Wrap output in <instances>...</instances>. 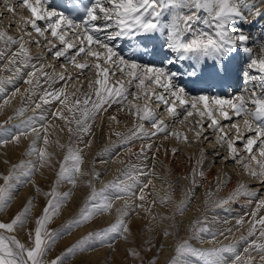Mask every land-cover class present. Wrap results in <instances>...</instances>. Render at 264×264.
<instances>
[{
	"label": "snow or ice",
	"instance_id": "6c2138e0",
	"mask_svg": "<svg viewBox=\"0 0 264 264\" xmlns=\"http://www.w3.org/2000/svg\"><path fill=\"white\" fill-rule=\"evenodd\" d=\"M47 3L48 0H18L19 6L27 9L31 14L30 19L22 16L21 20L26 25H30L42 37L45 36L46 31H50L51 36L57 38L64 45L62 49L53 53L56 58L65 56L66 52L74 47L72 43L65 39L66 31H61L62 26L65 29H79L76 33V38L79 40L80 47L71 56L70 62L75 68L82 71L94 67L98 70L97 76L104 77V79L95 81L99 88L95 89L97 100L92 102L91 107H88V98L83 101L85 107L81 111L82 118L76 120L78 131L88 133L90 129L88 121L95 119V116L103 108V104L110 97H124V93L127 91L123 83L109 86L107 78L109 75H115V73H109V70L103 68L99 62L90 65L87 60L88 57H93L97 61L103 58L104 64L111 61L116 65L120 69L121 74L129 78L128 83H134L135 87L141 90L146 101L147 99H155L158 104L163 105L164 111L173 117L180 116L177 111L178 108L183 109L184 115L181 123L188 121V118L193 115L201 118L207 117L210 121L208 127L215 126L218 132L221 133V135L217 136V142L221 143V146L226 147L234 159H237L238 153L235 145L240 142L248 155L249 161L257 163L259 172L251 169L249 163H243L242 166L254 178L264 177V160H257V156L253 154L254 147L258 146L259 156L264 158V55L258 57L254 54L253 48L249 46L251 37L245 33L243 28V25L252 23L249 16L255 19L264 16V12L250 5L249 0H93L90 5L79 8V11L84 12L85 16L83 21L77 24L63 13L50 10L47 7ZM5 5L8 12L14 13V7L9 5L7 0H5ZM201 12L206 13L203 18L200 15ZM246 13L248 14L246 15ZM166 14L170 17L167 21L164 19ZM39 21L45 22L43 29L39 26ZM97 21H103V27L98 26ZM200 25L203 26L201 27ZM108 29L115 30L107 32L105 37L99 35V33ZM25 34L30 35V33ZM157 36L163 38L160 48L164 54V60L160 66L126 59L115 51L111 45V42L117 38L143 37L150 40ZM5 37L8 42L19 43L20 53L24 57H28V50L22 42L23 37H21L20 41H17L12 36H6L4 31H0V40L5 39ZM36 43L39 45V41H36ZM93 45L98 46V49L102 51L94 50ZM52 47L55 48L56 46L53 45ZM261 52L264 53V44H261ZM81 55L85 58L83 63H79L76 60ZM237 55L247 56L246 67L249 72L246 74L245 83L258 79L261 82L259 95L255 89L250 90L247 96L243 94L229 97L210 96L208 94L193 95L184 83L178 79L183 75L189 81H201L207 71L205 65L210 62V78L221 82L227 81L233 70L232 61ZM178 61L191 62L189 70L181 72L177 69L172 71L171 67L164 66H175ZM252 72L256 73V75H251ZM64 78L63 75L60 76V79ZM146 81L148 82L147 88L144 87ZM152 85L162 89V92L156 93L152 89ZM89 87H92L91 83ZM102 92L105 94L103 97ZM62 93L63 89L56 93L54 98L59 99ZM47 102L45 101V103ZM60 102L64 103V101ZM76 103L79 104L80 101ZM36 107H40V105L37 104ZM132 107L136 109L133 115H136L140 120H147L151 123L155 129V132L151 133V135L167 130V125L155 115L147 106V103H145L143 108L138 105H133ZM69 110L71 111V109ZM23 112L24 109H20L18 115H23ZM58 115H60L61 119H65L62 114ZM217 116L225 120L231 119L232 116L242 119L244 131L242 132L238 123H232L230 127L235 129V137L230 138L224 133L219 120L216 118ZM111 119L115 120V117ZM28 124V127L16 133L0 131V146L8 143L19 144L21 136H27L29 132L36 133L37 139H42L44 145L47 146L49 143L47 134L41 137L40 132L30 126V121ZM197 126L200 131H196L195 136L199 138L204 125L197 122ZM2 129L3 125H0V130ZM68 130L70 133L72 132L71 128ZM245 133H249V135H245ZM115 135L121 137L122 144H128L135 138L147 137L149 133L143 131V124H138L130 130V135L127 137H123L121 133H115ZM171 135L179 136L178 133H171ZM184 140L185 142L187 141L186 136H184ZM59 146L64 147L63 145ZM30 147L31 152L28 154L36 155L37 160L29 162L28 171H23L25 164L21 162L19 165H11L6 175L0 173V180L3 181L0 184V212L11 203L12 192L16 185L22 186L24 183H32L38 193L41 191L39 186L35 185L32 176L40 167L51 166V154L46 151V148H37L35 141ZM85 147H90V142ZM148 147L151 148V145H148ZM175 151L176 149H173V152ZM82 152L83 149L78 147L76 149L68 148L67 154L63 161L60 162L57 182L67 181L75 187L77 176L93 175L97 179L99 178L98 173L89 174L82 171ZM242 160L243 158L240 157L237 162ZM5 163H8V161H5ZM18 170L21 171V175L27 177L26 180L21 181L20 176L16 175ZM201 175H203L202 172ZM128 179L132 180L133 183L109 184L99 191L89 181L87 186L92 191L87 198V202L80 209L78 215L66 223L63 230L59 232L49 231L47 225L59 214L60 209L70 199L71 193L64 192L58 196L54 185L50 192L45 193L50 198L41 215L35 219V228L28 233L31 246L21 243L14 235H0V264H66L67 258L77 252L82 253L94 250L93 246L96 244L103 246L107 241L115 237L127 239L126 234L130 232L127 217L131 214L127 209L131 205L125 203L123 208L115 209L116 218L106 228L100 231L88 232L55 259L45 260L52 245L64 234L71 233L74 228L91 222L97 215H110L113 211L114 200L123 199L124 196H134L140 201H144L143 188L147 187V184L142 185L141 194L136 196L133 191L136 184L135 177L129 174ZM150 183L151 181L149 180L148 184ZM111 187L116 189V195L113 197L105 194L108 188ZM241 188H243V185H241ZM160 202L166 203L167 200L161 199ZM223 203H227V201ZM31 205L32 200L29 199L23 209L10 222L0 221V232L14 233L18 228H24L31 214ZM139 207H143V205L141 204ZM186 207L187 205L184 208H180L179 211L183 213ZM237 223L241 224L243 221L238 220ZM258 223L264 225V218H261ZM202 231L207 230L202 229ZM164 234L170 235L167 231ZM251 234L250 232L249 235ZM261 236H264V231L261 232ZM108 246L111 247L110 244ZM186 247V243L182 244L177 248V251L179 252ZM260 247L264 250V245ZM234 251L233 246H227L221 249L209 250L208 255H221ZM129 254L138 256V253L131 249ZM234 259L239 260V256H235ZM261 259L264 260V256H261ZM152 264H155L154 260ZM212 264H228V260L225 257L222 260L212 262Z\"/></svg>",
	"mask_w": 264,
	"mask_h": 264
},
{
	"label": "bare ground",
	"instance_id": "6f19581e",
	"mask_svg": "<svg viewBox=\"0 0 264 264\" xmlns=\"http://www.w3.org/2000/svg\"><path fill=\"white\" fill-rule=\"evenodd\" d=\"M7 3L9 5H12L13 7L21 8L18 4V0H7ZM249 3L250 5H253L256 9L260 10L261 12H264V0H249ZM0 4H1L0 18H1L2 13L5 12L8 14L4 19L0 20V31H4L6 33V36H12L17 41H20L21 37H23L22 35L20 37H18L17 35L19 26H22L25 30L28 29L27 31H29L28 33H30V35H27V36L34 35L33 37H31L32 39L27 37V40H26L27 43L24 42L25 37H23V40H22L25 48L28 50V57H24L23 54L20 53L19 43L14 44V43L8 42L6 37L5 39L0 40V122L1 120L4 121V119L7 118L9 114L11 115L15 114L16 116H21V115H18V113L20 109H24L23 116L18 117V118H23L24 116H26L25 118L28 119L26 121H35L34 122L35 124L33 123V125L35 126L33 127L36 128L40 132V136L43 137L45 134H47V138L49 141L48 145L51 147H56L57 146L56 140L61 139L60 135L63 137H67V139L69 140H71L74 136H77L78 130H74L75 129L74 127L76 126L78 128L76 124V120L82 118L81 111L85 107L83 105V101L85 100V98H88L89 99L88 107H91L92 102L97 100V97L95 95V89L99 88V85H95V81L97 79H104V77L103 76L98 77L96 74L98 70L95 69L94 67H90L89 69L82 71L80 69L75 68L73 64L70 62L71 56L74 55L77 46L80 45V44H76V42H79L77 38H74V39L72 38V35H74L75 32L77 33L79 29H73V28L65 29L62 26L61 31L62 32L66 31V35L67 34L69 35V37H66L65 35V39L69 43H72L74 47L72 49H69L68 52H66L65 56L56 58L53 55V53L56 50L62 49L64 45H62L57 38L52 37L50 34V31H46L45 36L43 37L38 35L30 27V25H26L24 21L21 20L22 14L20 12L17 13V17H18L17 21H14V19H12L10 15L13 13H10L7 11L5 0H0ZM47 7L48 8L50 7V0H48ZM25 10L26 11H24L25 12L24 14L27 13L26 14L27 16L25 15L23 17L30 19L31 14L27 11V9ZM14 12H15V8H14ZM247 14L248 13H246V15ZM200 15L203 18L206 15V13L201 12ZM84 16L85 14L79 16L78 18H76L75 22L77 24L81 23L84 19ZM249 19L252 20V23L243 25V28H244L245 33L249 34L251 37L249 41V46L253 48L254 54L259 57L260 55H264V53L261 52V44H264V16H261L255 19L249 16ZM11 20L14 23V27H10L9 22ZM96 23L98 24V26L103 27V24H104L103 21H97ZM38 24L42 29L45 27L44 21H39ZM200 26L202 27L203 25H200ZM113 30L115 29H108V30L103 31L102 33H107ZM70 33H73V34L70 35ZM102 36H106V35H102ZM255 38H258V41H255ZM118 39L119 41L117 43L122 42L128 46L129 51H126L124 53L126 59L136 60L137 62L141 63L140 53L142 49L140 47L132 46V50L130 51L131 45L126 43L125 38H118ZM36 41H39V45H37ZM150 41L153 44H157L161 51L160 45L163 43L162 37L157 36L156 38L150 39ZM53 45H55L56 47L53 48L52 47ZM117 46L118 45H116V47ZM244 58H247V56L242 57L240 55H237L235 57V59L232 61L233 63L232 73L236 70V65H238L239 67L242 65V60ZM76 60L79 63H83L85 58L83 57V55H81L77 57ZM87 60L90 65H94L97 62L100 63L101 61L103 62V58L100 61H97L96 59H93L92 57H88ZM60 62H62L65 67H67V69L65 68L64 69L69 74V76H67L68 79L69 77H71L70 74H72L73 76H76V75L85 76V74H87V78H85V80L81 84H80V80L77 81L76 78L72 80L69 79L64 83L62 79H60V75L58 74L59 70L54 69V63L58 65L60 64ZM144 64L146 63L144 62ZM246 64L247 62L244 63V68L246 69V73L248 74L249 70L247 69ZM102 67L103 68L107 67L109 68L110 72L114 71L113 73H115V75L118 76L119 74V76H121V79L117 83H112V81H110L109 79L111 77L108 76L107 80H108L109 86L115 85L118 83H123V86L125 89H127V91L124 93V97L126 98L110 97L107 100V102L103 104V108L95 116V119L88 121V123L90 124L89 132L84 133L81 131L80 139H84V141L81 142L78 146L80 149H83V152H82L83 162L87 163L88 166L90 167L89 174L91 173L99 174L98 179L95 178L93 181H91L92 184L94 186L102 185V184L103 185L105 184L106 185H109V184L119 185L120 181H122L123 179L127 183H133V181L129 180L127 177L128 170H129V171L134 172V177H135L136 182L139 181L140 183H142L141 185L147 184V187H145L143 190L145 189L148 190L149 194H151L150 192L153 193V191H156V193L158 192L159 195L163 196L165 193H168L169 191L172 192L171 187H173L172 185L165 186L163 184V182H169L168 180L164 179V174H165V175H169L170 178L173 179V181L182 183V185L180 186V189L175 188L174 191L172 192L171 195H173L174 198L176 197L185 198L193 192V189H196L197 187H199L198 190L200 189V192L198 193L197 191V194L195 195L194 203L199 202L200 199L205 200L209 196H213L215 192L214 188L218 185L219 189L221 190L219 193L223 192L224 196L228 194L233 195L232 197L234 200L233 201L227 200L228 202L225 205H222V204L220 205L222 207L215 209V210L213 209L212 212L210 211L211 212L210 215L206 216V220H207L206 225H208L209 227L208 231L212 232L213 234L214 233L217 234L219 231L214 230V229H216L219 226L220 222L224 220V216L229 211L227 207H237L239 210L235 212L233 211V212L234 214L239 212L238 215L235 214L236 217L233 216L230 219H228L231 223L227 224L226 228L224 229V232L231 233V230L235 231V228H236L235 223H237L238 220L243 221V224L241 223L242 228L238 229V231H235L236 233L232 232L233 235L235 234L234 237H237L239 234L243 232H250L249 229L252 230V228L256 227L254 230V234L252 233L250 238L252 239V243L255 246V248L261 244L263 245L264 236H261V232L264 231V225H261L260 223H258V221L261 218H263L261 215L264 214L263 213L264 209L261 208L263 209L262 210L263 214L253 215L254 212L258 209L259 205H261L263 201H260V199L257 198L256 195H254V193L246 194L247 190L245 191V194L240 192L244 188L243 187L242 189H240L241 188L240 186L242 182L244 181H241L242 176L241 175L238 176V175L240 173H244L243 175L244 177H246V179L250 178V181L251 180L255 181L254 184H257V185L263 182L262 180L264 177L254 178L253 176H251L249 171H247L242 166L244 161L242 160L241 162H237L240 156L238 155L239 158L235 160L233 156L229 154L227 148L224 146H221V143L217 142V136L221 135V133H219L218 130L214 131L215 128L213 127L211 128L208 127V124L210 123V121L207 119V117L201 118L199 116L193 115L192 117L188 118V121L181 123V120H183V115H184L183 109H180V108L177 109V111L180 113L179 117L171 116L166 111H164L163 105L158 104V102H156L155 99H147L146 101V98L141 92V90L137 89L134 83L129 84L128 83L129 78L122 75L120 72V69L116 65H114L111 61L107 64L102 63ZM17 69H19V71H17ZM63 73L64 72H62L61 74ZM251 75H256V73L252 72ZM90 83L92 84L91 88L89 87ZM252 85L254 88H256V93L259 95V93L261 92V82L257 79L255 81L248 82L247 85L242 90L243 92L238 90L231 96H235L238 94H243L247 96L249 92H247L246 90L250 91V89L252 88ZM144 87L145 88L148 87L147 81L145 82ZM151 87L156 93L162 92V89H159L155 85H152ZM61 89H63V93L59 96V99L54 98L55 94L60 92ZM104 95L105 94L102 92V97ZM5 101H7V103H5ZM45 101H48V102L45 103ZM60 101H64V103H61ZM77 101H80V103L77 104L76 103ZM145 103H147V106L155 114H158L159 113L158 111H161L160 115H157V116H159L158 118L162 119L164 123L167 125V130L165 132H160V133H157L156 135H151V133L155 132V129L152 127L151 123L147 120H140L136 115H133V113L136 112V109L133 108L132 106L138 105L141 108H143ZM37 104H39L40 107H36ZM151 105L153 106L151 107ZM69 109H71V111ZM37 111H38V114H36L35 116L36 118H34L32 115L34 112H37ZM52 111H53V114H52ZM58 114H62L65 117V119H61L60 115ZM12 117L14 118L13 115ZM112 117H115V120L111 119ZM216 118L219 120V122L225 121V119H223L222 117L217 116ZM197 122H199V124L206 125L204 126L203 131L201 132V136H200L205 141L209 139L205 147H202L200 145L201 144L199 143L200 140L195 136V132L200 131V128L197 126ZM138 124H143V131L149 133L148 136L150 138L155 139L154 142L153 140L152 142L154 144L161 146L163 151L165 147H168L170 155H167L168 156L167 158L164 157L165 156L164 154L161 153L159 155L158 152L150 148L148 149V151L143 148H140L142 146V143L137 144L138 141L143 140V139L146 140L148 136L147 137L141 136L139 138H135L131 140L128 144H122L121 137H118L117 135H115V133H121L123 137H127L130 135V130L133 129L134 126ZM69 128L72 129L73 133L69 132L68 130ZM241 129L244 130L243 127H241ZM171 133H178L179 136H173L171 135ZM184 136L187 137L186 142L184 140ZM33 141L36 142L37 148H40V149L46 148L47 150L48 145L45 146L42 139H37V135L34 132H29L27 136H21L19 144L8 143L7 145L0 146V169L2 167H5V168L9 167L10 160L12 159L16 160L18 158L20 159L22 153L25 155L31 156L28 153L31 152L30 146L32 145ZM96 141L98 142V146H95ZM89 142H90V147H85V145ZM212 142H214V145L219 148L218 149L219 151L224 150L223 153L226 154V157H223L222 159L218 157L219 156L217 154L218 152L217 151L215 152V149L213 150L211 149V146H208ZM153 143L152 145H154ZM138 148L140 149V151L141 149H143L144 152L139 151V153L134 154L133 152L136 151ZM62 149H65V147H62ZM173 149L179 150L180 152L176 154L175 157L177 161L175 162H171V159H170L172 155H175V152H173ZM48 150L50 151L49 148ZM155 150H159V149L156 148ZM57 157L50 158V160H52V162L53 161L56 162L58 160ZM227 160L233 161L231 164H229V167H230V170L231 168L234 169L237 172L236 174H232L230 171H228L223 166V163L227 162ZM5 161H8V163H5ZM149 167H151L152 169L151 170L148 169V171L145 172L147 168ZM50 168L51 166H46L45 172H47L48 174L51 173ZM250 168L253 169L252 167ZM40 169L41 171H43L41 167ZM201 172L203 173V175H201ZM91 176L93 175H89V178H91ZM34 178H36V176ZM124 180L122 182H124ZM149 180L151 181L150 184H148ZM26 185H28V183ZM141 185L138 187H142ZM30 187L29 186L24 187L21 193H19L20 195H18V197H15V200L13 199L14 202L12 201L13 204L11 205V207L8 208L5 216H7V214H9L12 210L17 209L22 199L27 197L26 195L27 193H30V194L33 193L31 192ZM114 188L115 187L109 188V192L110 193L113 192ZM262 188L263 187H261L260 189ZM29 189H30V192H29ZM238 189H240V191ZM69 192L71 193L70 199L72 197L74 198V200L82 199L81 196L83 193L77 192L76 186L70 189ZM138 192L140 195L141 194L140 189L138 190ZM35 195H36L37 200L36 202H34V204L31 205L33 213L37 212L38 210L40 211V207H41L39 203L40 195H38L37 193ZM112 195L115 196L116 193ZM128 197L129 196H125L123 199L126 198L125 203L131 205L130 203H132L131 201H133V199L128 198ZM118 200H122V199H116L114 201H118ZM153 200H152L153 203L150 204L149 206V207H152L150 211L151 215L150 213H147L148 215H150L149 219L154 217V216L152 217V215H157V209L159 208V206L157 205L158 202L156 201V199H153ZM120 202H116V203H120ZM173 202H174V199H173ZM137 204L131 205V206L135 205L134 208H135V211L136 210L137 211L135 212L133 216L129 218L130 222L128 223L129 228H132L135 231L139 228L138 225L136 226V222H138L137 219L139 217V214L141 213L140 210H138L139 207H137ZM176 205L179 206L180 205L179 202ZM143 207L148 208V206H146L145 204L143 205ZM127 210H130V208ZM189 210L192 211L191 208ZM189 214L190 213L187 212L186 216L180 217L183 223L186 221V218L189 216ZM63 215L64 213H62V216ZM141 215L143 216V213H141ZM111 217H112V214L110 215L108 214V218L110 219ZM95 220H97V218H95ZM30 221L32 222V220ZM97 221H99V219ZM153 221H154V218H153ZM156 221L158 222V220ZM138 223L139 225H142L141 221ZM99 224H101V222ZM154 226L159 227V224L154 225ZM165 226H166V222H165ZM84 228L85 226L79 227L74 234L77 235L81 233L82 229ZM26 229L24 233L28 232ZM206 234L204 235L202 234L201 236H199V241H202L201 244L211 242V239H208V235ZM228 236L230 237L231 235H228ZM234 237L233 239H231V241L235 240ZM164 238H165L164 242L170 241L169 236L165 235ZM221 238H220L221 243L228 241L227 239L228 237H226L225 239L222 236ZM64 241H61L59 244L63 245ZM229 241H230V238H229ZM152 242H156V236L153 238ZM120 243L117 242L114 244L115 249L114 251H111L113 255L111 257V261L108 264H116L119 260L122 261L124 259V256H122L123 246ZM151 244L153 247H155V243H151ZM261 250L262 249H259V251L251 250L248 256L243 257L244 260L249 261V263L253 261L254 264H264V260L261 259V256H264V253H263L264 250L263 251ZM165 251H166L165 248L162 247L159 252L158 258L156 259L157 263L159 262L160 257L164 255ZM260 251L262 254L260 253ZM102 252L103 251H101L100 253V251L98 250L88 252L87 254L90 256L89 258L90 263L91 261L92 262L96 261V259L98 260V257L102 254ZM106 254L105 255L103 254L104 258L102 256L103 258L101 259L102 264H106L105 262ZM127 258H126V261H124L125 264L129 263ZM227 260L230 261V259H227ZM68 264H75V263L71 262Z\"/></svg>",
	"mask_w": 264,
	"mask_h": 264
},
{
	"label": "rangeland",
	"instance_id": "374dc122",
	"mask_svg": "<svg viewBox=\"0 0 264 264\" xmlns=\"http://www.w3.org/2000/svg\"><path fill=\"white\" fill-rule=\"evenodd\" d=\"M0 6H1V4H0ZM14 8H15V12L13 14H10L11 15V18L14 19V21H17V18H18L17 17V13L20 12L22 14V16H25L27 14V13L24 14L25 13L24 11H26L25 8H19V7H14ZM7 15L8 14L5 13V12L2 13L0 20L4 19ZM9 23H10V27H14V23H13L12 20ZM27 30L28 29L25 30L22 26H19V30L17 32L18 37H20L21 35L23 37H25L24 38V42L25 43H27L26 42L27 37L31 38V37L34 36V35L27 36L25 34ZM28 32L29 31H27V33ZM75 33H74V35H72V38L73 39L76 38V36H75L76 34ZM71 34H73V33H70V35ZM106 34L107 33H102V32L99 33V35L101 37H105V36H102V35H106ZM66 37H69V35L67 34ZM116 41H118V38L111 42V45H112V47L114 48L115 51L117 50V48H119V45H120V43H117ZM76 44H79V42H76ZM116 45H118V46L116 47ZM78 47H80V45L77 46V48ZM93 47H94V50H100V49H98V46H96V45H93ZM100 51H102V50H100ZM93 59H95V58H93ZM100 63L102 64L103 62L101 61ZM60 64H58L59 65L58 66V65H56V63H54V69H58L59 70L58 71L59 72L58 74L60 76L63 75L66 78V79L65 78L62 79V81L65 83L67 80H69L67 78V76H69V74L65 70V69H67V67H65L62 62H60ZM107 69L109 70V68H107ZM62 72H64V73L61 74ZM113 72H110L109 71V73H113ZM70 76H71V79L70 80L76 78L77 81L80 80V84L85 80V78H87V74H85V76H82V75L73 76L72 74H70ZM109 76L111 77L109 79H110V81H112V83H117L121 79V76H119V74H118V76L117 75H109ZM93 78H95V77H93ZM77 81H76V83H77ZM76 85H78V84H76ZM152 106L153 105H151V107ZM158 112H159L158 114H155L156 116L157 115H160V113H161V111H158ZM36 114H38V111L37 112H34L32 116L34 118H36L35 117ZM52 114H53V111H52ZM52 114H51V116H52ZM12 115L14 116V118L12 117ZM12 115L9 114L8 117L4 119V121L1 120L0 125H3V129L0 130V131H5L7 133H16V132L24 129L25 127H28L29 126V124H28L29 121H26L28 119L25 118L26 116H24L23 118H18V117H22L23 115H21V116H16L15 114H12ZM157 117H159V116H157ZM169 117H171V116H169ZM166 121H168V120H166ZM220 121H222V120H220ZM34 122L35 121H30V126L31 127L35 126V125H33ZM232 123H238L241 127H243V120L242 119H238L235 116H232L231 119L225 120L224 122H219L220 126L223 128V131L230 138H234L235 137V129H232L230 127ZM204 126H206V125H204ZM74 128H75L74 130H78V128L76 126ZM213 128H215L214 131L217 130L215 126ZM243 131L244 130H242V132ZM71 133H73V132H71ZM245 135H249V133H245ZM80 136H81V131H77V136H74L71 140L67 139V137H63V136L60 135L61 139L56 140L57 141L56 142V144H57L56 147H51V146L48 145L46 151L49 154L52 153L51 156H50V158H54V157L56 158L58 156L57 157L58 160L56 162H54V161L52 162V160H50V165H51L50 172L51 173L48 174L47 172H45L46 166H44V167H41L43 171H41V169L39 168V170L36 171L33 174L32 178L34 179L35 185H38L41 191L38 193L36 191V188L33 186L32 183H28V185H26L27 183H24L22 186L21 185H16V187L14 188V190L12 192V197H13L12 198V201L13 202L15 200V197H18V195H20L19 193H21V191L23 190V188L26 187V186H29L30 187V185H31L30 189H31V192H33V193L32 194L27 193L26 194L27 197L25 195L26 198L22 199V201L18 205L17 209L12 210L9 214H7V216H5L8 208L11 207V205L13 204L12 201H11V203L2 212H0V221L5 222V223L10 222V220L18 212H20L23 209V207L27 204V202H28L29 199H31L32 200V204H34V202H36V200H37L36 199V195H35L36 193L38 195H40L39 196L40 197L39 198V203H40V206H41L40 207V211L38 210L37 212L33 213V210H32V207H31V214H30V216L28 218V223H27V225L24 228H18L14 233L0 232V235H5V236L14 235V236H16V238L21 243H24L26 246H31V240L29 239L28 233H29L30 230H33L35 228V226H36L35 225V219L38 216L41 215V213L43 211V208L46 206V204H47V202H48V200L50 198V197L46 196L45 193L50 192L53 189L54 185H55L56 194L58 196L61 195V194H63L64 192H69L70 189L73 188V186L70 183H68L67 181L57 182V173L59 171L60 162L63 161L65 155L67 154L68 148L69 147H71L73 149H76L77 147L79 148L78 145L81 142L84 141V139H80ZM62 137H63L64 140L62 139ZM147 138H146V140L143 139V140H139L138 141L137 144H141L142 143V146L140 148H143V149H145V150L148 151V149H149L148 145L151 142V144H150L151 145V148L150 149L158 152L159 155L161 153L164 154L165 155L164 156L165 158L168 157L167 155H170V152L168 150V147H165L166 150L164 149V151H163L161 146L153 143L154 140H155L154 138H150L149 136ZM198 139L200 140L199 143H201L200 145L202 147H205L207 145V142L209 141V139H207L205 141L204 139H202V137H200ZM152 140H153V142H152ZM58 141H60V142H58ZM147 141H148V143H147ZM145 143H146V145L147 144L148 145L146 146ZM152 143L154 145H152ZM96 144H95V146H98V142L97 141H96ZM59 145H63L65 147V149H62V147H60ZM208 146H211V149H213V150L215 149V152L216 151L218 152L217 154L219 155L218 156L219 158L222 159L223 157H226V154L223 153L224 150H220L219 151L218 150L219 148L214 145V142H212ZM235 146L238 149L237 159L239 158V156L240 157L242 156L244 163H249V166L250 167H252L253 169L255 168L254 170L257 169L256 171L259 172V167H258L257 163L255 161H249L248 155L244 151V149H242L243 147H242L241 143L240 142H237V144ZM48 148L50 149L51 152L48 150ZM156 148L159 149L160 151L159 150H155ZM137 150L134 151L133 153L134 154L139 153L140 149L138 148ZM142 152H144V151H142ZM133 153H131V154H133ZM178 153H180L179 150H176L175 151V155H172L171 156V158H170L171 159V162L177 161V159H176L175 156ZM253 154L257 156V160H264V158H262V157L259 156L258 146H255L254 147ZM36 160H37V156L36 155L29 156V155H25V154L22 153L20 159L18 158L16 160H13V159L10 160V163L11 164L9 163V167H7V168L2 167L0 169V173H3V174L6 175L8 173V171L10 170L11 165H13V164L19 165L21 162H23L25 164V168L23 169V171H28V168L30 167L29 162L30 161L31 162H35ZM179 160H180V158H179ZM232 162H233L232 160H227V162L223 163V166L228 171H230L232 174H236L237 172L234 169L231 168V170H230L229 164H231ZM81 168H82V171L83 172L89 173L90 167L88 166L87 163L83 162L82 165H81ZM148 169L151 170L152 168L151 167L147 168V170L145 172H147ZM129 174H131L132 176H134V172L128 170L127 177L129 176ZM243 174L244 173H240L239 175L237 174L238 176H240V175L242 176V180L241 181H244V182L246 181L245 183L242 182V184H241L244 187L243 189L240 188L241 186L239 187L240 189H242V191H240V189H238V190L241 193H244V194H245V191L246 190H247L246 191V194L254 193V195H256L257 198L260 199V201H263L262 204L259 205V207H258V209L259 208L260 209L259 210L257 209L258 211L256 210L257 212L256 211L254 212V214H256V215L263 214L264 212L262 213V210L264 209V178L262 180L263 182H261V184L257 185V184H254L255 181H253V180L250 181V178L249 179H246V177H244ZM16 175H20V178H21L22 181L27 179V177L21 175V171L20 170H18L16 172ZM35 176H36V178H34ZM95 178H96L95 176H91V178H89V175L77 176L76 188H77V192H79V193L82 192L83 193L82 196H81V198L83 200L82 199H80V200H78V199L74 200L73 197L71 199H69L67 201V203L60 209V212H59L60 214H58L57 216H55V218L52 219V221L47 225V228H48L49 231H51V232H59V231H62L63 228H64V225L66 223H68L69 221H71L74 217H76L78 215L80 209L87 202V198L89 197V195H90V193L92 191V189H90L87 186V183L89 181H93ZM164 179L169 181V182H163V184L165 186L166 185H172L173 186V187H171L172 192L174 191L175 188L176 189L177 188L180 189V186L182 185V183H180V182L173 181V179H171L169 175H165L164 174ZM122 181H120L119 184H121ZM2 183H3V181L0 180V184H2ZM124 183H127V182H125V180H124ZM139 183H140L139 181L136 182L135 187L133 189V191L135 193H137L136 196L139 195L138 190L141 189V187H138V186H140L142 183H140V184ZM128 184H131V183H128ZM256 185H257L258 188L256 187ZM105 186H106V184L105 185L102 184V185H95L94 187H95V189L97 191H99L101 189H104ZM261 187H263V188L260 189ZM198 188L199 187H197L196 189H193V192L189 196H187L185 198H181V197L174 198L173 195H171L172 194L171 191H169L168 193H165L163 195L164 197L162 195H159L158 192L156 193V191H153V193L150 192L151 194H149V191L146 190V189L143 190L144 191L143 194L145 196V200L144 201H140V200L136 199V197H134V196H131V197L129 196L128 198H132L133 199V201H131L132 203H130L131 205L138 203L137 204V207H139L138 205H141V204L142 205L145 204L146 206H148V208L139 207V209H138V210H140L141 213H143V216L140 213L139 214V217L137 219L138 222L141 221V224L142 225H139V223L136 222V226L138 225L139 228L136 231L133 230L132 228H130V232L128 233L129 235L126 234L127 235V239H123V238H120V237H115L112 240L107 241L103 246H101L99 244L94 245L93 246L94 247V250H98V251H100V253H101V251H103L102 254L98 257V260L96 259V261H93V262L91 261V263H90V260H89L90 256L87 253L90 252V251H94V250H89V251H85V252H82V253L81 252H77L75 255L67 258L66 264L71 263V262H73L75 264H85V262H86V264H102L101 263V259L104 258V255L106 253L108 255L106 254L107 257L105 256V262H106V264H108L111 261V257L113 255V253L111 251H114V249H115V245L114 244L117 243V242L120 243V241H121L120 244H122V246H123L122 251H123L124 255H123L122 252L121 253H122V256H124V259L125 260L123 259L122 260L123 262L121 260H119L116 264H119V263L120 264H125L124 261H126V258L127 257H129V258H127L128 261H129L128 264H146V263L147 264H152V261L153 260L156 262V259L158 258L159 252H160V250H161L162 247H164L167 252L165 251L164 252V255L161 256L162 258L160 257L159 262L158 263L156 262L155 264H187V263L188 264H191V263L192 264L193 263L194 264H212V262H214L216 260H222L225 257L227 259H230V261L228 260V262H229L228 264H254L253 261L249 263V261L244 260L243 257L248 256V254L250 253L251 250L252 251L258 250L259 251V249H261L260 246L262 244L255 248V246L252 243V239L250 238L252 234L249 235L250 232L254 234V230H255L256 227L255 228H252V230L249 229L250 232H243V233L239 234L237 237H234L235 234L233 235V233H236L235 231H238V229H241L242 228V224H243V223L242 224L235 223V226H236L235 231L230 229L231 230V233L224 232V229L226 228L227 224L228 223L229 224L231 223L228 219H230L231 217L235 216V214L238 215L239 212H237V213L234 214L235 211H238L239 210L237 207H227V209H229V211L225 215L226 217L224 216V220L222 222H220L219 226L216 229H214V230L219 231L217 234L216 233L213 234L212 232L208 231L209 230V227H208V225H206V221H207L206 220V216H209L213 209L215 210V209H218V208L222 207V206H220L221 204L222 205H225L226 203H223L224 201H227V200L228 201H233L234 200L233 197H232L233 195L228 194V195H225L224 196V193L223 192L222 193H219L221 190L219 189V187L217 185L214 188V191H215L214 194H216V195L213 194V196H209L205 200L200 199L199 202L194 203V201H195V195L197 194V191H198V193L200 192V189L198 190ZM245 188H247V189H245ZM30 189H29V192H30ZM114 193H116V189L115 188L113 189V192H111V193L109 192V188H108V190H107V192L105 194L108 195V196H110V197H112L113 196L112 194H114ZM85 194H86V196H85ZM169 197H170V199H168ZM171 198H172V200H171ZM219 198H220L221 202H220ZM153 199H156V201L158 202L157 205L159 206V208L157 209V215H152V217L154 216L153 217L154 218V221L158 220V222L157 221L154 222L153 221V218H150L149 219V217L151 215V212L150 211H151V208H152V207H149V206H150V204L153 203L152 202ZM161 199H166L167 202L166 203H161L160 202ZM173 199H174V202H173ZM125 200H126V198L125 199H122V200L114 201L113 211L111 213L112 214V217L110 219L108 218V214L97 215V216H95L93 218V220L91 222H89L90 224L87 223L85 225H82V226H85V228L82 229L81 233H79L77 235L74 234L76 232V230L79 228V227H77V228H74L71 231V233L64 234L61 238L57 239L56 242L52 245L51 250L47 253V255L45 257V260L48 261V260L55 259L61 253L65 252L67 248H69L71 245H73L74 243H76L81 237L85 236L88 232H90V231H100V230L106 228L109 224H111L112 222H114V220L116 218L115 209L116 208H123L124 205H125ZM137 200L139 202H141V203H139ZM116 202H120V203H116ZM178 202L180 204L179 206L176 205V204H178ZM211 202H213V203H211ZM185 205H187L186 210H184L183 213H181L179 211V209L180 208H184ZM134 206H131L130 207V210H127V211H129L131 213L127 217V223L130 222V219L129 218L131 216H133L135 214V212L137 211V210L135 211ZM190 208H191L192 211L189 210ZM261 208H263V209H261ZM163 211H164V213H163ZM187 212H189L190 214L186 218V221L183 223L181 221L182 219L180 217L186 216L187 215ZM62 213H64L63 216H62ZM147 213H150V215H148ZM261 216L264 218V214L261 215ZM95 218H97V220L99 219V221L101 222V224H99L100 222L97 221V220H95ZM30 220H32V222ZM165 222H166V226H165ZM158 224H159V227L154 226V225H158ZM86 225H87V227H86ZM182 225H183V227H182ZM240 225H241V227H240ZM151 226H153V227H151ZM161 226H162V228H161ZM154 228H155V230H154ZM158 228H160V229H158ZM25 229L28 231L27 233H24L25 232ZM202 229H206L207 231H202ZM165 231H167V232L170 233V235H167V236H169L170 241H167V242L165 241L164 242V239H165L164 238L165 237V234L164 233H165ZM202 234L203 235L204 234L208 235V239H211V242H208V243H205V244H201L202 241H199V236H201ZM228 235H231L232 237L231 236L229 237ZM151 236H152V238H151ZM155 236H156V242H152L153 241V238ZM222 236L225 239H226V237H228L227 238L228 241L221 243L220 242V238ZM233 237H234L235 240H232L231 241V239H233ZM229 238H230V241H229ZM61 241H64L63 242V245H60L59 244ZM129 241H130L131 244L129 243ZM151 243H155V247H153ZM185 243H186L187 247L185 249H182L181 251L178 252L177 251V248L180 245L185 244ZM109 244L111 245V247L108 246ZM227 246H233L234 249H235V251L234 252L223 253L221 255H211V256L208 255L209 250L221 249V248H224V247H227ZM130 249L131 250H134L135 252H137L138 253V256H132V255H130L129 254V250ZM124 251H126V252H124ZM261 251H263V250H261ZM261 251H260V253H261ZM110 254H111V256H110ZM237 255L239 256V260H235L234 259V257L237 256ZM102 256H103V258H102ZM83 261H85V262H83Z\"/></svg>",
	"mask_w": 264,
	"mask_h": 264
}]
</instances>
